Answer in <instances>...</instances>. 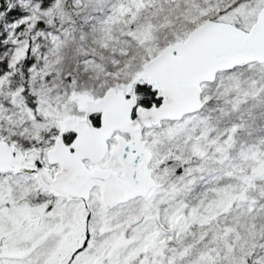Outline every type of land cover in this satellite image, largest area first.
<instances>
[{"label":"snow or ice","instance_id":"snow-or-ice-1","mask_svg":"<svg viewBox=\"0 0 264 264\" xmlns=\"http://www.w3.org/2000/svg\"><path fill=\"white\" fill-rule=\"evenodd\" d=\"M0 264H264V0H0Z\"/></svg>","mask_w":264,"mask_h":264}]
</instances>
